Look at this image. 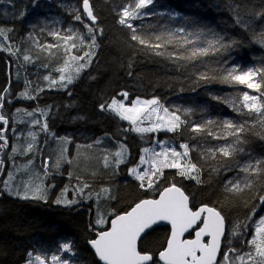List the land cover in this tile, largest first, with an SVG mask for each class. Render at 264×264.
<instances>
[{
  "label": "trees",
  "instance_id": "trees-1",
  "mask_svg": "<svg viewBox=\"0 0 264 264\" xmlns=\"http://www.w3.org/2000/svg\"><path fill=\"white\" fill-rule=\"evenodd\" d=\"M46 2H52L56 6L55 19L63 20L64 32L68 33V30L72 29L87 35L85 24L90 21L88 17H83L82 11V21H76L74 18L78 13L73 8L80 10L83 6L82 0ZM127 3L129 0H90L93 13L97 17L95 27L99 45L94 61L83 71L78 81L66 90L51 92L43 89L37 93V88L33 89L35 100H38L40 105L52 104L47 125L58 135L69 132L68 135L73 136L76 143H87L89 136L96 139L104 134H110L114 139L124 142L130 151L129 161L121 165L124 170L138 164L143 149L151 147L156 138L172 140L178 149L181 143H188L190 148L196 149L191 152L193 162L203 166V183L197 184L194 180L184 179L176 175L175 169H165L160 187L174 182L189 195L190 204L194 208L202 204L217 207L226 217L229 231L235 223H247L249 227L241 228L240 236L233 239L232 245L235 246V241L239 240L240 248L248 251L247 245L242 244V241L250 238L253 221L264 212V205L257 208V214L253 215L252 220L246 221L245 218L251 214V209L259 204L258 195L264 194V188L261 187V184H264V175L257 179L252 189H245L243 194H227L224 192V184L234 178L243 180L244 173L240 172L238 167L221 166L217 160L200 159L203 150L223 145L225 140H215L208 136L193 139L194 134L187 128L176 133L164 131L157 135L139 134L131 131L127 121L120 120L109 111H101L99 105L110 102L113 97L120 98L119 93L126 91L129 101L134 98L156 97L170 110L179 109L178 114L188 120L189 127L193 123H204L207 120L230 119L238 123L247 121L248 131L244 134L247 143L242 145L245 151L235 159L240 164L249 157L253 161L264 159V140L256 135L264 134V129L256 123L255 116L241 115L227 103L228 99L239 97L243 91L250 90L244 86L222 83L220 80L222 69L225 67L264 66V46L256 42V37L264 30V18H257L258 13L264 12V0H153V4L143 10L147 15L132 21L137 34L142 36H152L162 29L185 27L189 31L212 29L222 35L226 43L236 41L228 51L193 61L156 55L151 49L132 40L131 30L119 23L120 13ZM164 4L168 6L171 14L179 15L160 13L159 10ZM236 12L245 20L252 21L249 28L240 27L235 23ZM1 23L4 21L0 20ZM13 23L21 24V35H25V21L14 19ZM20 38L21 36L16 40L12 38L9 42L15 44ZM167 51L177 52L182 49L169 45ZM16 61L15 55L0 51V95L4 96V106L0 108V114L9 120L8 130L4 133L8 139V147L0 151V159L4 161L0 170V264H24L29 252L50 256L58 253L59 246L64 242H70L72 245L74 257L71 260L74 264H102L88 243L95 238L97 230L89 203L63 206L54 203L52 199H47V202L22 200L8 195L4 189L3 182L12 167V159L19 162L24 159L21 154L13 156L11 151L14 141V109L22 106L32 107L27 106L30 104L26 103V100L18 98L22 88L21 83L15 79ZM201 73L214 75V78L208 81L200 80L198 77ZM5 88L8 89L7 92L3 91ZM185 109L192 111L185 116ZM0 127L3 125L0 124ZM213 130L219 131L215 127ZM232 139L229 137L227 142L230 143ZM40 155L42 159L38 156L40 165L37 166L43 168L46 155ZM61 164L66 165L65 161ZM69 166L76 170L75 173L80 172L83 177H88L89 181H81L79 184L88 182L90 189L105 186L111 188L109 206L118 213L133 206L140 199L157 196L154 191L141 189L139 182L127 173L114 174L111 168L104 166L103 160H96V163L89 159L71 160ZM98 167L101 168L102 175L97 174ZM214 167L219 168V171H212ZM93 168L94 174L90 171ZM51 173H54L53 167ZM62 179L67 181L68 178ZM77 184L65 183L63 187H73ZM169 233L168 225L157 226L141 239L139 247L156 257L166 244Z\"/></svg>",
  "mask_w": 264,
  "mask_h": 264
},
{
  "label": "snow or ice",
  "instance_id": "snow-or-ice-1",
  "mask_svg": "<svg viewBox=\"0 0 264 264\" xmlns=\"http://www.w3.org/2000/svg\"><path fill=\"white\" fill-rule=\"evenodd\" d=\"M83 12L94 25L97 17L93 13L90 0H82ZM153 4V0H129L119 17V23L131 30V39L137 41L140 45L151 49L156 55H167L169 58L176 60L193 61L201 57L215 55L221 51H228L236 44V41L225 42V39L219 33L212 29H194L187 30L185 27L175 29H162L152 36H142L137 34L136 28L131 21L141 19L147 15L143 10L149 8ZM235 11V10H234ZM22 15V14H21ZM170 16L179 15L169 14ZM76 21H82L80 14L75 15ZM257 18H264V12L257 14ZM235 23L243 28H249L252 24L251 20H245L238 12H236ZM90 43H86V38L79 32L72 29L68 30L67 35H61L60 32H51L50 35L63 41L62 45H43L45 49L53 47H63L66 58L63 66L56 69L60 73L59 80L50 76L44 79L50 82V86L59 84L66 88L80 73L91 65L92 58L96 55L94 49L99 45L96 41V29L85 24ZM0 28V38L8 40V32ZM256 42L264 46V30L256 37ZM39 43V42H37ZM169 45H174L182 51L168 52ZM87 48L82 54H77L82 49ZM0 51H7L11 55L16 52L10 48L0 44ZM25 61H29V56H24ZM75 72V76L72 72ZM214 75L201 73L198 77L200 80H211ZM222 83L244 86L247 90L243 91L239 97L228 99L227 103L241 115L255 116L256 123L264 129V66L243 68L238 65L225 67L222 69L220 77ZM66 82V83H65ZM7 92L8 89H3ZM43 91V89H40ZM255 93V94H250ZM24 99H35L27 91L20 94ZM120 99L113 97L110 102H104L99 105L101 111H109L120 120L129 122L131 131L143 133H155L159 131L176 133L183 128H187L193 133V139L197 137L208 136L212 139L225 140V144L215 148H207L200 153L201 160H217L221 166L238 167L239 171L244 173L243 180L232 179L224 184V192L232 196H239L244 193L245 189H252L257 179L264 175V159L254 160L249 157L247 161L240 164L236 160L238 154H243L245 149L243 144L247 143L244 134L248 131L247 121L234 122L230 119L222 121L207 120L204 123H193L189 127L187 119H183L178 112L179 109L170 110L163 105L159 98L142 100L136 98L129 103H125L129 99L128 92L119 93ZM220 99L219 97H213ZM4 106V96L0 95V108ZM246 110V112L244 111ZM21 110L18 109L19 113ZM192 110L185 109L184 115L187 116ZM28 116L34 113L26 112ZM147 122V127L144 125ZM33 123L39 124V120ZM0 151L8 147V139L5 132L8 130V118L0 114ZM254 126V125H253ZM219 129L214 131L213 128ZM42 130L47 131L48 125L44 123ZM261 140H264V134L256 133ZM31 142L27 148L23 149L25 153L32 152L36 141V134L29 133ZM232 137L229 143L228 138ZM62 144L70 141L68 138H61ZM99 142V141H98ZM91 147V145H89ZM178 151L175 147H168L165 144L160 145V151L154 148H144L143 155L139 158V164L129 169V174L139 181V187L146 191H154L158 198L142 199L135 203L130 210L121 214H116L110 221L97 212L98 218L96 224L103 227L105 224L110 226L107 230H100L96 233V238L89 240L91 248L102 264H264V216H260L252 225L250 238L242 241L246 244L248 251L241 254L240 248L233 247L231 237H239L241 228H248L249 225L244 223H235L231 226V230L226 226V217L222 211L215 206L202 204L194 208L190 205V197L176 183H169L168 186L160 187V182L164 177L165 169H175L176 175L189 180H194L197 184L203 183L201 173L203 166L197 162H193L191 152L195 148H190L188 143H181ZM15 154L21 151L18 147L12 148ZM127 147L120 145V150L114 153L117 166L125 163L127 157ZM67 149L62 147L60 150V158L56 167L60 165V161L68 160L65 153ZM232 163L229 164L228 162ZM31 163V161H29ZM4 161L0 159V170H2ZM110 164L109 157H104V166ZM144 167L141 170V167ZM45 177L48 175V164L45 162ZM214 172H218L219 168L214 167ZM71 176V173H69ZM256 178V179H254ZM15 179L12 173H8V179L3 182L4 189L9 195H14L22 200H41L47 202L48 189L51 186H45L43 182L36 183L34 180L21 181V185L12 188L10 185ZM36 179H39L37 177ZM79 179V178H78ZM88 185L84 184L77 189L83 192V188ZM264 188V184H261ZM103 193H108L109 189H101ZM68 187L65 186L60 196L54 201L56 204L71 205L77 203L76 200H68L66 194ZM99 195V194H97ZM227 199V196L225 197ZM259 204L251 209V214L245 218L246 221L252 220L253 215L257 214V208L264 205V194L258 195ZM162 222H166L170 226L166 244L159 251L158 256L150 252L141 250L139 242L149 230L160 226ZM71 253L72 245L70 242H64L59 246V252L50 256L28 253L29 259L26 264H69L67 259H63L59 253Z\"/></svg>",
  "mask_w": 264,
  "mask_h": 264
},
{
  "label": "rangeland",
  "instance_id": "rangeland-1",
  "mask_svg": "<svg viewBox=\"0 0 264 264\" xmlns=\"http://www.w3.org/2000/svg\"><path fill=\"white\" fill-rule=\"evenodd\" d=\"M31 1L30 0H0V20L4 21V23L0 24V28H4L5 30L11 29V31L8 32L9 39L4 40L3 38H0V44H3L5 47L10 48L16 52L15 56L17 61L15 66V74H16L15 79L16 81H18V83H21L20 88H22V90L18 93V98L23 99V101L26 100L25 102L30 104L27 106H32L29 108L22 106L21 108L14 109V113H13L14 127L12 129V133L14 135V141L12 142V148L18 147L21 149V151L12 154L13 156L17 154H21V156L24 159L21 162L13 161L12 159V167L9 173H12L15 179L12 181V184L10 186L14 189L18 185H21V181L34 180L36 183H40L42 181L46 187L51 186L48 189V199H52L55 201L57 197H59V195L61 194L60 192L64 190L63 185L65 183L69 185L78 183L73 187L71 186L68 187V192L66 194V198L68 200H76L77 203L71 205H65V204H59V205L73 206L79 203L80 204L89 203L88 205L92 206L93 221H94V225L97 228L96 230L97 232L106 229L108 227V224H105L103 227H101L100 225H97L95 223L96 219L98 218L97 216L98 211L108 221H110V219L114 215L118 214V212H116L115 209L109 206L111 200V196H110L111 188L105 186L102 188L90 189L88 185L87 188H83V192L77 191V189L81 188L84 185V184H79V182L89 181V179L88 177H83L82 173L80 172L75 173L76 170H74L73 167L71 168L68 162L65 161L66 165H62L61 162L62 161L64 162V160L60 161V165L58 168L56 167L57 161L60 158L61 148L65 147L67 149L65 155L68 160L81 161V160L89 159L91 162L96 163V160L101 162V160L104 161L105 156H108L110 164L107 167V169L111 168L114 171V174L118 173L119 175L127 173L129 176H131L129 174V169L131 167L138 165L139 162L134 166H130L127 170H124L121 167V165L129 161L130 158V156H128V154L130 153L129 148L126 144H124V142L114 139L113 136L110 134H104L103 136H100L98 138L95 137L96 139L91 138L89 136V140L87 143H76L74 141L73 136L68 135L70 133L67 131L65 132V134L58 135L53 130H51L49 126L47 131L42 130V125L44 123L48 124V119L50 117V109L52 108V104L40 105V102L38 100L24 99L21 98L20 94L22 92L27 91L30 95L34 96L35 91L33 89L36 88H37V93L41 92L40 89H44L51 92L55 90H66L67 88L71 87L76 81H78V79L81 77L83 71L86 68L80 73L78 77H76L73 80L71 84H68L66 88L61 87L59 84L55 86H50V82L44 79L45 76H50L53 79L59 80L60 73L57 72L56 69L63 66L66 55L62 46L53 47L51 49H45L42 46L49 44L60 45L61 41H58L56 37L50 35L51 32H60L62 36L67 35L68 33L67 31L64 32L63 30L62 27L64 26L63 20L55 19V16H57V13H55V11H57V8L52 2L50 4H47L46 0H31ZM70 10H71V6L68 7V12H70ZM73 10L82 16L81 12L83 11V6L80 10H77L75 8H73ZM159 12L170 13V10L168 6L164 4L162 8L159 10ZM85 16L86 14L84 13L83 17ZM14 19L25 21V27H26L25 35H21L23 27L21 24L15 25L13 23ZM86 23L96 29L95 24L93 25L91 21H87ZM94 34L96 36L97 30ZM81 35L85 36L86 43H90V40L88 39V33L87 35L81 33ZM20 36L21 38L19 39L20 40L19 42H16L15 44L13 43L11 44L9 42L12 40V38L16 40ZM62 44L63 41L61 45ZM96 50L97 48L94 49L95 52ZM83 51H87V48L82 49L77 54H82ZM24 56H29L30 60L25 61ZM94 59L95 56L92 58V62L94 61ZM72 75L75 76L74 71L72 72ZM135 99L136 98H134L133 100ZM140 99L147 100L152 98H140ZM130 101L128 99L127 101H125V103H129ZM35 102L36 104L34 105ZM18 109L21 110L19 113L17 112ZM26 112H32L34 113V115L28 116L25 114ZM34 120H39L40 123L35 124L33 123ZM142 126L147 127L148 126L147 122ZM30 132L36 134V141L34 143L33 151L25 153L23 149H26L28 143L31 142V137L29 136ZM159 132H164V131H159ZM159 132H155V134L157 135ZM143 134H148V133H143ZM65 137L68 138L70 142L67 144H62L61 138H65ZM162 143L165 144V146L175 147L178 151H182V149H178L174 145L175 143L172 140L169 139L160 140L157 138L154 140V142L152 143L153 145L149 147V149L154 148L156 151H160V145ZM121 144L127 147L128 150L127 157L125 163L117 166L115 163L116 157L114 156V153L120 150ZM89 145H91V147H89ZM41 153L43 155H46L45 162H47L48 164V168H47L48 175L46 177H45V167L38 168L40 164L37 158L39 156L40 159H42V156L40 155ZM143 154L144 153L142 152V155ZM29 161H31V163H29ZM52 167L54 169V173H51ZM144 167H147V165L142 166L141 170H143ZM121 168L123 170H121ZM90 171L94 174L95 169L93 168ZM69 173H71V176H69ZM102 173L103 172L101 168L98 167L97 174L102 175ZM108 173L111 174V171H109ZM53 176H59L60 178H54ZM37 177H39V179H36ZM63 177L68 178L67 181H64L62 179ZM7 179H8V175L6 180ZM87 183L88 182H85V184ZM104 188L109 189V192L103 193L101 189ZM10 196L18 198L14 195H10ZM131 207H129L126 210H122L119 213L129 210ZM260 216H264V212ZM259 217L256 220H258ZM256 220L253 221V224ZM234 238L235 236L231 237V241H233ZM240 245H241L240 241L236 240L235 246L233 245L232 246L240 248ZM240 251L241 254L245 252L244 249L241 248ZM59 254L62 256L63 259H67L69 261V264H74L71 260V258L74 257L73 251L71 253L61 252ZM33 255L35 256L36 254L33 253ZM28 259L29 257L27 256V260ZM26 261L24 264H26Z\"/></svg>",
  "mask_w": 264,
  "mask_h": 264
},
{
  "label": "water",
  "instance_id": "water-1",
  "mask_svg": "<svg viewBox=\"0 0 264 264\" xmlns=\"http://www.w3.org/2000/svg\"><path fill=\"white\" fill-rule=\"evenodd\" d=\"M148 198H158V195H157L156 197H148ZM148 198H144V199H148ZM141 200H142V199H141ZM139 201H140V200H139ZM139 201H138V202H139ZM136 203H137V202H136ZM190 205H191V204H190ZM133 206H134V205H133ZM130 209H131V208H130ZM130 209H129V210H130ZM127 211H128V210H127ZM121 213H123V212H121ZM121 213H118V214H121ZM114 216H115V215H114ZM114 216H113L111 219H113ZM111 219H110V220H111ZM160 225H167V224H166V222H162ZM109 226H110V225L108 224V227H109ZM168 226H169V225H168ZM108 227H107V228H108ZM156 227H157V226H156ZM169 227H170V226H169ZM107 228L104 229V230H107ZM154 228H155V227H154ZM149 231H151V230H149ZM149 231H148V232H149ZM97 232H98V231H97ZM97 232H96V233H97ZM148 232H147V233H148ZM144 236H145V235H144ZM144 236H143V237H144ZM143 237H142V238H143ZM95 238H96V236H95ZM95 238H94V239H95ZM139 243H140V242H139ZM89 245H90V244H89ZM90 247H91V246H90ZM91 249H92V248H91ZM92 250H93V249H92ZM93 252H94V250H93ZM94 253H95V252H94ZM96 257H97V256H96ZM97 259L99 260L98 257H97ZM100 262H101V261H100ZM101 263H102V262H101Z\"/></svg>",
  "mask_w": 264,
  "mask_h": 264
},
{
  "label": "bare ground",
  "instance_id": "bare-ground-1",
  "mask_svg": "<svg viewBox=\"0 0 264 264\" xmlns=\"http://www.w3.org/2000/svg\"><path fill=\"white\" fill-rule=\"evenodd\" d=\"M182 1V0H181ZM40 3V2H39ZM180 3V2H179ZM39 6V5H38ZM39 11V10H38ZM40 14V13H39Z\"/></svg>",
  "mask_w": 264,
  "mask_h": 264
}]
</instances>
